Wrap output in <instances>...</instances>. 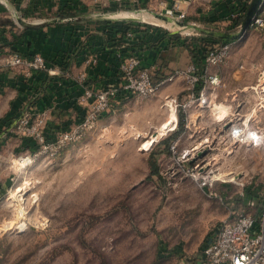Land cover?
<instances>
[{
	"label": "rangeland",
	"instance_id": "374dc122",
	"mask_svg": "<svg viewBox=\"0 0 264 264\" xmlns=\"http://www.w3.org/2000/svg\"><path fill=\"white\" fill-rule=\"evenodd\" d=\"M16 1L0 0V44H4L0 51V264H198L200 248L222 220L240 211L254 214L263 207L264 143L258 148L237 147L231 154L217 151L221 171H233L239 178V183L215 185L220 198L208 196L188 179L165 173L169 158L150 153L165 136L149 148L142 147L166 117L160 95L172 93V84L153 98L129 99L57 155L42 153L30 157L32 162L25 158L18 163L29 150L14 126L6 124L28 111V101L19 98L17 79L3 74L17 70L5 64L12 53L5 43L12 34H21L18 18L35 23L49 14L35 8L25 17L19 7L23 0L19 5ZM158 2L148 0L145 7L134 10L152 12ZM250 3L240 16L241 26L229 29L223 26L227 14L204 11L196 3L187 20L197 21L199 27L190 37H197L200 46L219 40L211 31L237 33ZM258 8L255 13L264 18V2ZM118 10L115 7L113 12ZM157 19L161 21L157 24L176 28ZM240 64L244 67L237 70ZM263 68L264 29L248 27L232 42L228 61L218 70L232 89L254 84ZM155 161L161 177L152 172ZM23 180L28 181L26 188Z\"/></svg>",
	"mask_w": 264,
	"mask_h": 264
},
{
	"label": "built area",
	"instance_id": "2783aa9c",
	"mask_svg": "<svg viewBox=\"0 0 264 264\" xmlns=\"http://www.w3.org/2000/svg\"><path fill=\"white\" fill-rule=\"evenodd\" d=\"M123 1L111 0L117 5ZM198 1L207 4L212 0H159L152 12L139 8L101 15L112 19L124 12L144 11L147 15H162L169 18L166 24L176 28L141 17L136 20L176 32L185 39L194 35L193 30L199 27V23L187 20L189 8ZM249 2L251 0H232V7L223 18L226 29L241 26L233 24L244 13V7ZM263 2L261 0L259 8ZM214 24L222 22L216 21ZM249 27L264 29V18L258 12L253 14ZM135 32L134 28L124 31L121 44L115 52L117 63L114 74L98 86L94 85L90 77V70L97 62L96 54H90L85 67L76 74H72L69 66L50 63L37 52L29 56L11 53L5 58V64L21 66L26 76L35 71L45 72L48 76L73 79L80 87L74 100L77 117L70 123L48 128L49 111L37 110L30 105L27 112L15 119L13 130L35 146L34 149L28 148L29 153L19 158H28L32 162L33 158L30 157L42 153L57 155L65 146L75 143L94 129L102 117L114 112L129 99L153 98L160 95L163 86L179 82V91L160 95V108L166 112L163 122L167 121L169 113L175 114L174 124L167 127L160 137H166L178 129L179 115L183 119L182 130L169 142V166L165 173L174 178L188 179L208 196L220 198L214 190L215 185L239 183V178H236L237 174L234 175L233 171H221L216 161L217 151L231 154L237 147L258 148L264 143V68L259 71L254 84L227 88L218 68L228 61L234 40L222 39L203 41L198 47L197 57L192 58L184 67L166 70L155 65L145 66L141 64V54L131 44ZM243 67L240 64L237 70ZM220 105L225 107L221 116L217 108ZM220 144L222 150H219ZM227 173L232 174L231 177ZM201 255L206 264H264V208L257 218L240 211L222 220L201 248Z\"/></svg>",
	"mask_w": 264,
	"mask_h": 264
},
{
	"label": "crops",
	"instance_id": "0c3cea01",
	"mask_svg": "<svg viewBox=\"0 0 264 264\" xmlns=\"http://www.w3.org/2000/svg\"><path fill=\"white\" fill-rule=\"evenodd\" d=\"M144 2L145 4H143ZM231 2L232 0H212L207 4L199 1L196 3L202 4L204 11L213 10L224 14V17L228 13L227 5H230ZM146 3L148 0H124L120 5L111 2V0H23L19 7H22L27 13L31 9L38 8L49 15L39 16L40 19L35 23L27 22V24L35 25L36 28H23L19 38L11 47H7L10 50L18 49L22 52L20 55L23 56L40 53L57 65L62 63L61 67L69 66L72 74H76L85 67V61L90 54H96L97 62L90 70V77L94 85L98 86L105 79L112 78L114 64L117 61L114 56L118 47H113V41L108 42L106 23L101 22L110 20L117 22L116 25L119 27L128 26L136 30L131 44L141 54L142 65H155L166 70L184 67L192 59L182 45L184 39L181 36L172 38L167 34L176 32L139 23L132 18L124 20L129 18L125 13L115 16V19L99 17L101 13H112L115 7L119 10H123L120 7L134 9L139 5L144 7ZM68 8H72L71 15L61 14L62 9ZM196 8L199 15L200 8ZM114 14L116 13L114 12ZM70 16L72 18H69ZM12 53L18 52L12 51ZM13 68H17V70L5 71L3 74H6L5 76L8 78L17 79L18 86L16 85V88H19L18 95L19 98H23V103L27 98L28 104L26 103V105L33 106L37 110L47 109L49 111L48 128L62 126L76 119L74 100L80 92V87L73 79L48 76L45 72L40 71L26 76L21 66H13ZM171 86L174 93L181 88L179 82L173 83ZM16 100L17 102L21 101ZM197 260L198 264H206L201 255V248Z\"/></svg>",
	"mask_w": 264,
	"mask_h": 264
},
{
	"label": "trees",
	"instance_id": "16d2710c",
	"mask_svg": "<svg viewBox=\"0 0 264 264\" xmlns=\"http://www.w3.org/2000/svg\"><path fill=\"white\" fill-rule=\"evenodd\" d=\"M16 5H19L20 3V0L16 1L15 2ZM145 4V2L143 3ZM245 8V7H244ZM247 8V7H246ZM245 8V10H246ZM72 8H68L66 10H63L61 11V14H66V15H71L72 14ZM23 16L27 17L29 13H27V11L23 10ZM242 18V17H241ZM240 18L236 19V21L234 22L233 25H236V24H240ZM101 22H104L106 23V28H107V35H108V42H112L113 41V47H118L120 44H121V41H122V38H123V35H124V31L129 28L128 26L126 27H119L116 25L117 22L115 21H110V20H103ZM130 23H132V21H129ZM23 28L24 29H33V28H36L35 25H30V24H23ZM169 34L172 38H180L179 35L177 33H167ZM12 40L9 42V43H5V45L7 46H10L16 41V39H18L19 37L16 36L15 34H12ZM211 38H216V37H212L210 35ZM218 39V38H217ZM197 40L198 38L197 37H189V38H185L184 40H182V45L184 46V48L188 51V54L189 56L192 58L194 57H197V55L199 54L198 53V47L197 46ZM221 40V39H219ZM214 41H217L216 39L215 40H212L211 42H214ZM4 46V44H0V50L1 48ZM11 51H14V52H18L19 54H22V52H20L18 49H11ZM115 57V56H114ZM47 59V58H46ZM50 63H54V61L52 60H49L47 59ZM117 63V62H116ZM116 63L114 65H116ZM59 66H62V63H60ZM15 120V119H13ZM13 120L11 121H8V123L6 124V127H10V125L13 123ZM183 128V119H182V116L179 115V121H178V129L173 132L172 134L162 138L160 141L157 142L156 146H157V150L156 149H152L150 151V153H153V154H159V153H164L165 156L168 155L167 151H168V145H169V142L172 141L173 139H175V137L179 134V132L182 130ZM24 144V146L28 147V148H32L34 149L35 146L34 145H31L29 144V142L25 139V138H22L21 140ZM155 175H157L158 177H161V173H160V168L158 166V164L154 163V167H153V171H152ZM264 208V205L262 208H260L259 210H256V213L252 214V216H254L255 218L258 217L259 213L261 212V210Z\"/></svg>",
	"mask_w": 264,
	"mask_h": 264
},
{
	"label": "bare ground",
	"instance_id": "6f19581e",
	"mask_svg": "<svg viewBox=\"0 0 264 264\" xmlns=\"http://www.w3.org/2000/svg\"><path fill=\"white\" fill-rule=\"evenodd\" d=\"M126 17L132 18V19H138V18H145L148 19L151 22H155L158 23L160 20H158L157 18H155L153 15L149 14V16L146 13H137V12H133V13H129L126 12ZM161 22V21H160ZM170 25V24H169ZM221 113L220 116L222 115V113L225 112V107L220 105L217 107ZM166 123L163 122L159 127L156 128V130L154 131V133L149 136V138L144 142L143 144V148H148L149 145L151 144L152 141H154L155 139H157L158 137H160V135H162L164 133V131L166 130L167 127L172 126L174 124V120H175V114L173 112L169 113L166 119ZM14 160V159H13ZM17 160V159H16ZM27 159H19L18 158V163H23L24 161H26ZM17 163V162H16ZM26 164V163H25ZM24 164V165H25ZM228 174V173H227ZM228 177H231L230 174L227 175ZM25 179V178H24ZM23 188H26L28 181L27 180H23ZM21 189H18L17 191H20Z\"/></svg>",
	"mask_w": 264,
	"mask_h": 264
},
{
	"label": "water",
	"instance_id": "95a60500",
	"mask_svg": "<svg viewBox=\"0 0 264 264\" xmlns=\"http://www.w3.org/2000/svg\"><path fill=\"white\" fill-rule=\"evenodd\" d=\"M260 2H261V0H252L251 1L250 7H249V9H248V11H247V13L245 15V19H244V21L242 23V27H241V29L237 33L221 32V31H211L210 34H212L214 36H217L219 39H222V40H235V39H237L249 27V24H250V21H251V17L253 16V14L255 13V11L257 10V7H258V5H259ZM155 17L161 18L164 21H168L169 20V18H167L165 16H162V15H158V14H156ZM18 19H19V21L22 24H25L26 23L24 20H22L20 18H18ZM128 19H131V18H128ZM200 155H201V153H200Z\"/></svg>",
	"mask_w": 264,
	"mask_h": 264
}]
</instances>
